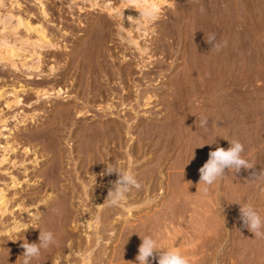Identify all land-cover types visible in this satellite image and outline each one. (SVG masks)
<instances>
[{
	"label": "rangeland",
	"instance_id": "1",
	"mask_svg": "<svg viewBox=\"0 0 264 264\" xmlns=\"http://www.w3.org/2000/svg\"><path fill=\"white\" fill-rule=\"evenodd\" d=\"M194 1L161 0L144 20L121 0H1L0 14L41 25L55 46L26 57L37 71L0 62V264L81 263L84 248L70 241L93 240L104 224L94 264H264V0H245L238 75L211 72L190 38H178ZM42 87L55 91L37 94ZM74 105L88 113L59 116ZM113 124L117 146L96 153L97 127ZM67 210L66 247L57 227Z\"/></svg>",
	"mask_w": 264,
	"mask_h": 264
},
{
	"label": "bare ground",
	"instance_id": "2",
	"mask_svg": "<svg viewBox=\"0 0 264 264\" xmlns=\"http://www.w3.org/2000/svg\"><path fill=\"white\" fill-rule=\"evenodd\" d=\"M258 1V0H257ZM1 0H0V5H1ZM161 3V0H121V4L125 7H127V9L129 11H131L134 15L139 16L140 18L146 20L147 19V15L152 14V12L156 11L158 8V5ZM164 3V0H163ZM162 4V3H161ZM122 6V7H123ZM245 0H195L192 3L191 8L189 9V21H190V28H188L186 31L185 29H180L179 31V37L178 38H185V37H189L190 38V42L192 45V48L194 49V51H198V56L197 54H195L197 56V60H200L199 63H203L209 66V69H211L212 71H215L218 73H220L221 75L224 74H230L231 72H238V74H240L241 72H243V65H244V45H245V28H246V22H245ZM262 6V5H261ZM2 7V6H1ZM15 7V6H14ZM106 7V6H105ZM197 7V8H196ZM40 9V8H39ZM200 9V14H201V18L197 17V11H199ZM263 10V7H262ZM111 11V10H110ZM11 12V11H10ZM10 12H7L6 14H0V62L4 61L7 62L9 67H11L12 69H19L21 68H25L27 70H33V71H37V69L39 68V66L36 64L34 65L33 63H30L28 61H26V57H33L36 56L38 58V52H36V48H42L44 46H47L48 48L54 47L55 44L53 42H51V38L48 39V34L46 35L45 29L41 26V25H37L33 26L27 19L23 18L20 15H14ZM131 12H129L130 14H132ZM264 12V11H263ZM42 13L45 14V11L43 10ZM16 14V13H15ZM18 14V13H17ZM128 14V17L133 19V16ZM224 14V16L226 17H230L231 19V23H229V26H220L217 24L216 19L220 18L219 16H222ZM44 16V15H43ZM152 16V15H151ZM154 16V15H153ZM200 16V15H199ZM180 19V18H179ZM14 20V21H13ZM229 20V19H228ZM143 21V20H142ZM230 21V20H229ZM133 22V21H132ZM178 22V21H177ZM176 22V23H177ZM187 22V21H186ZM144 23V22H143ZM147 23V22H145ZM179 25V22H178ZM181 25V24H180ZM19 27H23L25 29V33H29L32 32L33 36L34 34L36 35V38L33 41H30V37H21L18 34V29ZM249 27V26H248ZM186 28V27H185ZM179 29V28H178ZM21 30V29H20ZM130 34V33H129ZM178 34V33H177ZM148 35V34H147ZM26 36V35H25ZM10 37H14L13 40H10ZM132 37V36H131ZM127 38V37H126ZM177 38V39H178ZM163 39V37H162ZM179 40V39H178ZM177 40V42H178ZM92 41V40H91ZM160 41V40H159ZM164 41V40H163ZM129 42H131L132 44H134L137 49L139 50V52H141V54L145 53L147 48L146 47H141L138 45V41L136 42L134 39L130 38ZM155 42V41H154ZM89 43V42H88ZM95 43V42H94ZM57 44V43H56ZM175 44V43H174ZM92 45V44H91ZM182 45V44H181ZM190 45V46H191ZM24 46H29L31 47V53L29 54V56H25V58L23 59L22 53L20 52H24L25 51V47ZM87 46V45H86ZM98 48V47H96ZM88 49V48H87ZM166 49V48H165ZM171 49V48H170ZM99 50V49H97ZM151 50V49H150ZM183 50V49H182ZM84 51V50H83ZM162 51V50H161ZM195 51V53H196ZM98 52V51H96ZM29 53V52H28ZM27 53V54H28ZM172 53V52H171ZM187 53V52H186ZM139 54V53H138ZM140 54V56H141ZM189 54V53H188ZM170 55V54H169ZM186 56V55H185ZM184 56V57H185ZM143 60V59H142ZM6 63V64H7ZM99 64V62H97ZM198 64V62H197ZM5 65V64H4ZM6 66V65H5ZM97 65H95L96 67ZM8 67V66H7ZM86 67V66H85ZM92 67V66H91ZM106 67V66H105ZM88 68V67H87ZM90 68V67H89ZM97 68V67H96ZM30 72V71H29ZM102 72V71H101ZM28 73V72H27ZM96 73V72H95ZM98 74V73H97ZM122 74V73H121ZM215 74V75H217ZM235 74V73H233ZM126 75V74H125ZM30 76V75H29ZM37 76V75H36ZM117 76V75H116ZM91 77V76H90ZM75 79V78H74ZM89 78H87L86 80H88ZM90 81V80H89ZM39 82V81H38ZM83 82H85L83 80ZM82 82V83H83ZM87 84V83H85ZM84 84V86H85ZM46 85V83H45ZM88 85V84H87ZM21 86V85H20ZM30 86V85H29ZM81 86V85H80ZM82 87V86H81ZM95 87V86H94ZM96 92L99 93V89H98V85H96ZM1 89V88H0ZM33 89V88H32ZM14 90V89H13ZM23 90V89H22ZM89 90V89H88ZM122 90V89H121ZM34 91V90H33ZM51 91H55L54 88L52 89H48L46 87H42V88H36V93L40 94L42 93L43 96H49ZM61 89H59L57 91V95L60 93ZM83 91V90H82ZM16 92V91H15ZM35 93V92H34ZM6 93L1 92L0 91V98L4 97ZM91 94V93H90ZM94 95V94H93ZM92 96V95H91ZM101 96V95H100ZM3 99V98H2ZM82 99V98H80ZM5 100V98H4ZM78 100V99H77ZM90 100L88 97L84 98V100L82 102H84L85 105L88 106V104L90 103ZM6 101V100H5ZM92 101V100H91ZM148 102V101H147ZM12 103H14L15 105H17L18 103H20V99L19 96L14 93V99L12 101ZM95 103V102H94ZM11 101L8 102L6 101V105L10 107ZM82 103H79L78 105H80ZM83 104V105H84ZM78 105H74L72 110H74L72 112V110L69 109H65L64 106L60 107V117L62 115L61 118H63L64 116L69 117L71 114H74L80 117V119L86 115L85 108L84 106H78ZM12 106V105H11ZM110 106V105H109ZM113 107V106H112ZM90 108V107H89ZM108 109L110 107H107ZM59 109V108H58ZM1 110V109H0ZM112 110V109H111ZM135 110V109H134ZM58 115V114H57ZM111 115V114H109ZM59 117V118H60ZM4 118V117H3ZM1 119V118H0ZM101 119V118H100ZM125 119V118H124ZM7 120V119H6ZM65 120V118H64ZM23 121V120H22ZM84 121V120H83ZM108 121V120H107ZM109 122V121H108ZM99 123V122H98ZM113 123V122H111ZM117 123V122H116ZM5 121L1 120L0 121V135L2 134V131L4 129V125ZM47 124V123H46ZM107 124V122H106ZM103 125V123H102ZM105 125V123H104ZM118 125V124H117ZM64 126V124H63ZM87 126V125H86ZM84 127V126H83ZM94 127V126H93ZM97 127V126H96ZM89 128V126H88ZM85 128V129H88ZM126 128V127H125ZM49 129V128H48ZM95 129V128H94ZM129 129V128H128ZM91 130V129H90ZM93 130V129H92ZM99 134H101V139H96L95 138V142L92 143L93 144V149L96 151V153H100L101 148H107V147H111L113 148V146H117L118 144V134H119V126H116L115 124H113L112 126H108L105 127L104 129H100L97 127L96 129ZM51 131V130H50ZM82 131H86L83 130ZM94 131V130H93ZM81 132V131H80ZM82 132V133H83ZM131 133V132H130ZM77 134V133H76ZM87 134V133H86ZM92 134V133H91ZM98 135V134H97ZM78 136V135H77ZM92 136V135H91ZM94 138V136H93ZM86 139V138H85ZM84 139V140H85ZM88 141V138H87ZM89 145H88V149L87 152L89 153V151L91 150L90 147V140L88 141ZM113 144V145H112ZM62 145V144H61ZM83 145V144H82ZM85 145V143H84ZM112 145V146H111ZM6 146V145H5ZM121 147V146H120ZM10 148V147H9ZM86 148V147H84ZM2 149L5 150V147H3ZM143 149V148H142ZM8 150V148L6 149ZM5 150V151H6ZM82 150V149H81ZM85 150V149H84ZM104 150V149H103ZM138 150V149H137ZM94 151V152H95ZM112 151V150H111ZM86 152V150H85ZM103 152V151H102ZM110 152V151H109ZM82 153V152H81ZM113 153V152H112ZM135 154V153H133ZM86 155V154H85ZM93 155V154H91ZM128 157V156H127ZM86 158V157H85ZM94 158V157H93ZM103 159V158H102ZM100 160V159H99ZM113 161V160H112ZM4 162V158L1 157L0 159V164ZM86 163V162H85ZM93 163V162H92ZM98 164V163H97ZM119 164V163H118ZM107 165V164H106ZM92 167V166H91ZM118 167V166H117ZM110 168V167H109ZM97 170V169H96ZM61 175V174H60ZM58 176V175H57ZM123 177V176H122ZM108 183V182H107ZM119 183V182H118ZM82 186V185H81ZM85 188V187H84ZM122 190V189H121ZM1 191H3L2 189H0V205H6V203L3 204V196L1 195L3 193H1ZM81 191V190H80ZM83 191V190H82ZM86 192V191H85ZM132 192V191H131ZM111 193V192H110ZM92 194V193H91ZM121 194V193H120ZM95 195V194H94ZM98 195V194H97ZM102 195V194H101ZM104 195V194H103ZM113 195V194H112ZM116 195V194H115ZM91 196V195H90ZM5 197V196H4ZM126 197V196H125ZM48 198V197H47ZM101 198V196H100ZM129 198V197H128ZM131 198V197H130ZM96 199V197H95ZM103 199V198H102ZM124 199V198H123ZM68 200V199H67ZM83 200V199H82ZM5 201V200H4ZM71 201V200H70ZM69 201V202H70ZM129 201V200H128ZM66 202V201H64ZM85 202V201H84ZM61 203V202H60ZM148 202L145 201L142 204H147ZM68 204V202H66V205ZM86 204V203H85ZM4 205V207H5ZM72 205V203L70 204ZM94 205L96 206V210L99 211V209L101 208V204L100 202H98L97 200L94 201ZM101 205V206H100ZM125 205V204H124ZM133 205V204H131ZM126 206V205H125ZM72 207V206H69ZM84 207V206H83ZM106 207V206H105ZM136 207V206H134ZM3 208V207H1ZM79 208V207H78ZM87 208V207H86ZM127 209V207H125ZM129 209V208H128ZM131 209V208H130ZM1 210V209H0ZM6 210V209H4ZM3 210V211H4ZM66 211V210H65ZM113 211L112 207H109V205L106 207V211H105V219L104 221L108 220L110 218L109 214L110 212ZM118 211V210H117ZM1 212V211H0ZM69 211L67 210V213H65V215L63 216V222L59 224V226L57 227V230L61 233L60 237L62 238V244H65L68 239H69V234L68 231L66 229V226L68 225V222L72 221L71 218V214ZM101 212V210H100ZM121 212V211H120ZM79 214V213H78ZM121 214V213H120ZM102 215V214H101ZM79 216V215H78ZM84 216V215H83ZM77 217V216H76ZM102 217V216H101ZM112 218V217H111ZM62 219V218H61ZM79 219V218H78ZM95 219V218H94ZM103 219V218H102ZM80 220V219H79ZM87 220V219H86ZM98 220V219H97ZM96 222V221H95ZM86 227L89 229L91 227V223L90 222H86ZM98 223V222H97ZM101 223V222H99ZM107 223V221H106ZM78 225V224H77ZM76 226V225H75ZM84 226V225H83ZM97 226V225H95ZM51 227H53L51 225ZM78 227V226H77ZM93 227V224H92ZM48 228V227H47ZM76 228V227H75ZM46 229V228H45ZM44 229V230H45ZM96 229V230H95ZM95 234L96 238L93 237L91 240V235L88 236L87 234H85V240H77L76 242H74L73 240L70 241L71 245H67L65 244V246H69V247H82L84 248V254H83V259L81 260L82 264H94L92 262V253L94 250V248L96 247L95 245L98 243L99 239L104 238V233L109 230V226H107V224L101 228H96L95 227ZM43 230V229H42ZM51 231L53 229H50ZM40 231V230H39ZM87 231V230H86ZM47 232V231H46ZM53 232V231H52ZM118 232V231H117ZM43 233V232H42ZM84 234V233H83ZM41 235V234H39ZM46 235V234H45ZM57 236V235H56ZM75 237V236H74ZM77 238V237H76ZM83 238V237H82ZM79 239V238H78ZM106 239V238H105ZM104 239V240H105ZM127 241V239H126ZM61 245V244H60ZM98 245V244H97ZM101 245V244H100ZM66 246V247H67ZM64 247V246H63ZM59 248V247H58ZM57 248V249H58ZM60 249V248H59ZM63 250V249H62ZM65 250V249H64ZM63 250V251H64ZM69 250V249H67ZM61 251V250H60ZM59 251V255L61 254ZM62 251V253H63ZM76 251V250H75ZM74 251V252H75ZM82 251V249H81ZM68 252V251H67ZM98 252V251H97ZM57 253V252H56ZM65 253V251H64ZM79 253V252H77ZM55 254V253H54ZM75 254V253H74ZM82 255V253H80ZM95 254V252L93 253ZM125 254V253H124ZM56 255V254H55ZM54 255V256H55ZM72 255V254H71ZM100 255V254H99ZM122 255V254H120ZM68 256V255H67ZM62 257V256H61ZM74 257V256H73ZM57 258V256H56ZM68 258V257H67ZM76 258V257H75ZM119 258V257H118ZM124 258V257H123ZM54 259V257H53ZM52 259V260H53ZM60 259V258H59ZM78 259V258H77ZM56 260V259H55ZM69 260V259H68ZM79 260V259H78ZM97 260V259H96ZM124 260V259H123ZM61 261V260H60ZM63 262V261H62ZM72 262V261H71ZM98 262V261H97ZM109 262V261H108ZM52 263V262H51ZM55 263V262H54ZM53 263V264H54ZM67 263V262H66ZM78 263V264H81ZM111 263V261H110Z\"/></svg>",
	"mask_w": 264,
	"mask_h": 264
}]
</instances>
